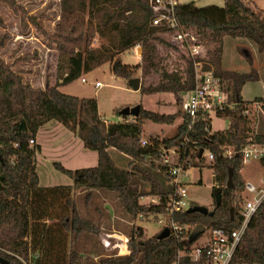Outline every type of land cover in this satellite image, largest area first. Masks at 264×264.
<instances>
[{"label":"trees","instance_id":"16d2710c","mask_svg":"<svg viewBox=\"0 0 264 264\" xmlns=\"http://www.w3.org/2000/svg\"><path fill=\"white\" fill-rule=\"evenodd\" d=\"M252 4L253 0H248V4L242 0H223L222 7L177 4L173 15L180 31L188 38L193 37L201 51L204 49V54L201 52L193 59L185 51L184 43L169 44L178 35L175 30L164 24H152L155 17L148 0H59V19L52 39L57 54L55 84L44 90L33 89L0 60V260L6 264H207L204 254L193 261L179 253L188 254L200 238L202 233L192 234L198 225L205 230L226 232L240 227L243 219L239 202L243 200L245 182L240 174L244 165L239 152L249 141L264 145V133H254L251 128V103L241 96L247 83L260 79L252 68L250 52L238 49L250 67L248 73L226 71L221 64L226 37L254 43L264 64V12L251 7ZM136 46L141 48L139 65L122 64L120 55ZM158 46L180 48L186 53L181 56L184 78L178 72L165 71ZM106 63L115 77L126 80L139 70L142 79L139 91L144 95L187 94L194 87L193 64L201 63L204 71L212 70L225 92L226 105L215 112V117L226 120L227 128L211 132V120L200 116L189 129V121L184 117L171 137L143 140L144 121L172 125L174 116L139 106L138 116L131 121L122 117L119 122L106 123L98 114L95 99L59 92L60 87ZM156 74L160 75L159 81L144 86L143 82ZM252 102L260 103L264 112L262 99L255 98ZM53 120L80 139L84 149L97 153L95 167L69 170L53 164L73 181L72 186L44 188L38 183L35 156L40 147L35 140L38 130ZM108 149L129 159L127 169L115 165ZM228 149L232 152L229 158L225 154ZM200 150L213 157L209 162L215 183L214 205L209 211L212 215L184 211L167 216L186 227L177 239L143 238L135 225L129 227L123 233L128 239L126 255L117 256V252L106 248L101 249L107 255L95 256L92 250H75L83 235L98 236L104 217L99 212L97 224L83 219L75 196L87 192L88 202L90 191L113 194L132 222L149 215H165L168 200L177 187L172 184L171 169L179 166L186 171L200 167L204 162ZM170 151L177 154L176 167L164 160ZM143 185L148 186L146 192ZM216 193L220 195L218 206ZM144 197L154 198L157 203L143 204ZM94 257L98 260L94 261ZM230 264H264V200L248 220Z\"/></svg>","mask_w":264,"mask_h":264},{"label":"rangeland","instance_id":"374dc122","mask_svg":"<svg viewBox=\"0 0 264 264\" xmlns=\"http://www.w3.org/2000/svg\"><path fill=\"white\" fill-rule=\"evenodd\" d=\"M206 2L213 3L215 0H206L200 3H197L196 0L195 3L201 5ZM242 2L247 4L248 0H242ZM251 7H256L264 12V0H253ZM58 19L59 0H0V60L12 71L19 74L23 81L33 89L44 90L46 87H52L55 84L57 54L52 39ZM169 42L172 46L181 44L180 40L175 39ZM93 46H98L97 40L93 42ZM158 48L165 71L168 73L178 72L184 78L185 64L181 56H185L186 53L180 48H176V50L163 48V46H158ZM133 49L120 55L119 59L122 64L129 67L139 65L141 48L138 57ZM237 49H245L250 52L253 62L252 68L257 71L260 77L257 82L247 83L242 89L241 96L245 101L251 99L249 116L250 118L253 115L255 117L252 124L254 132L264 133V112L259 108L260 103L252 102L255 98L264 101L262 56L257 52L254 43L246 39L226 37L223 40V70L238 73L250 71L249 65ZM201 52L204 54V49L202 51L199 49V53ZM135 78L140 79L141 88L142 79L139 70L134 73L131 79ZM159 79L160 75L156 74L143 84L144 86L155 84ZM95 83L100 84L98 89H95ZM128 83L129 80L115 77L110 72V65L106 63L91 73L82 75L73 83L60 87L59 92L77 98L95 99L98 114L107 123L121 121L122 117L119 113L123 109H131L136 106H141L144 110L158 114L172 115L174 116L172 125H156L144 121L142 127L143 140L171 137L184 118L183 105L187 100V94L156 93L144 95L140 91H133ZM224 93L223 95H225ZM126 118L129 121L133 119L131 116ZM210 119L211 132L223 130L228 126L226 120L216 118L214 114L210 115ZM36 137L39 140L40 151L35 156V172L40 187L73 185V181L69 177L55 169L54 163H58L69 170L90 168L97 165V153L84 149L80 139L55 120L41 127ZM109 154L119 169H127L128 159L121 158L112 149H110ZM167 156V162L176 167L178 165L177 154L170 151ZM203 156L204 162L200 167L189 168L178 174V182L186 190V201L189 205L205 207L211 211L214 205L212 193L215 183L212 171L209 169V161L206 159L207 154L204 153ZM242 176L246 181L255 184V181L264 179V166L260 164L258 159L253 158L244 166ZM142 188L145 192L148 190L146 185H143ZM86 193L75 196L74 202L80 216L94 224L99 222V212L104 215L100 221L101 232L99 234L116 232L126 237L123 233L126 232L127 228L135 225L136 229L142 231L143 238H151L157 236L163 229L161 216H157L156 220L153 215H149L143 219L137 218L135 222H132L123 214L115 195L101 191H90L92 195L87 202ZM242 197L243 200L239 202L241 207L244 200L251 199V195L242 193ZM150 199L152 198L144 197L141 202L147 204ZM98 239V236L93 238L89 235H83L78 240L75 250L79 249L82 252L85 249L92 250V256L96 254L107 255L108 253L102 251L101 248L103 247L100 239ZM203 239L204 236L199 239L198 243L202 242ZM113 251L117 252V256L128 254L124 247L119 252L117 250L110 252ZM97 260L98 258L94 257V261Z\"/></svg>","mask_w":264,"mask_h":264},{"label":"built area","instance_id":"2783aa9c","mask_svg":"<svg viewBox=\"0 0 264 264\" xmlns=\"http://www.w3.org/2000/svg\"><path fill=\"white\" fill-rule=\"evenodd\" d=\"M148 3L155 17L152 24L155 26L164 24L172 30H175L178 35L174 39L180 40L181 44L184 43L187 54L193 59L199 57V49L201 51L200 46L195 43L193 37L188 38L187 34L180 31L181 29L174 19L173 9L177 5V0H148ZM162 11L165 12L164 16L159 14V12ZM201 65V63L193 64L194 87L187 93V100L183 105V114L189 121V129L197 122L200 116H206L211 120L210 115H215L217 110L222 109L224 105H226L219 79L214 76L212 70L204 71ZM94 87L95 89H98L100 84L95 83ZM29 143L32 144L33 141H30ZM206 154L207 161L211 162L213 160L212 155L207 152ZM225 154L229 158L231 157L232 152L228 149L225 150ZM239 154L243 165L249 163L253 158L258 159L259 161H264V145L253 144L249 141V143L241 149ZM167 155L168 153L164 155L165 161H168ZM181 171L182 169L179 166L171 169V175L173 176L172 184L177 185V187L175 193L170 196L166 205V216L160 214L153 215L155 218L161 216L163 221L161 224L163 228L169 230L168 237L173 236L176 239L186 230V227L179 226L174 221L168 220L167 216L184 212L190 207L186 201V190L178 182V174ZM243 193L251 195V199L244 200L242 204L241 216L243 221L238 229L231 232H226L220 229H204L200 236V238L204 236L203 241L198 243L199 238L197 242L190 247L188 254L179 253V256L187 255L193 261H197L201 255L204 254L207 264H230L248 220L264 200V180L260 187H257L252 183H245ZM149 202L153 204L157 203L153 198L150 199ZM123 242L124 248L127 250L128 239L124 236ZM101 246L106 248L103 242H101ZM117 251L119 252L120 249H117Z\"/></svg>","mask_w":264,"mask_h":264},{"label":"water","instance_id":"95a60500","mask_svg":"<svg viewBox=\"0 0 264 264\" xmlns=\"http://www.w3.org/2000/svg\"><path fill=\"white\" fill-rule=\"evenodd\" d=\"M159 14H161L162 16L165 15V12H159ZM129 87L133 90V91H139L140 90V79L138 78H135V79H131L129 80V83H128ZM139 106H136L134 108H126V109H123L119 115L121 117H128V116H131L133 118H136L139 114ZM203 151L200 150L199 151V154L202 155ZM0 162L1 161V157H0ZM228 186L231 187L232 184H231V178H230V175H229V178H228ZM219 187V186H218ZM220 203V195L219 193H216L215 195V205L218 206ZM187 213H198V214H201L203 216L205 215H212V212H209L207 208L205 207H201V206H193V207H189L187 210H186ZM232 218V217H231ZM204 230V227L202 225H198L196 226L193 231H192V234L196 235V234H200L202 233ZM169 236V230L167 228H163L159 234L157 235V240H164L166 238H168ZM98 238L100 239L101 242H103L106 246V249L109 250V251H112V250H117V249H121L124 247V242H123V236L119 235V234H98ZM0 263L1 264H6L5 261L3 260H0Z\"/></svg>","mask_w":264,"mask_h":264},{"label":"crops","instance_id":"0c3cea01","mask_svg":"<svg viewBox=\"0 0 264 264\" xmlns=\"http://www.w3.org/2000/svg\"><path fill=\"white\" fill-rule=\"evenodd\" d=\"M206 0H197V3H200V2H205ZM196 2V0H177V4H187V3H193L196 7H205V6H210V5H216V6H218V7H222L223 6V0H215V2H213V3H211V2H206V3H202L201 5L200 4H196L195 3ZM248 4V3H247ZM133 50H135V53H136V56L138 57V55L140 54V47L138 46V47H135ZM237 51H238V49H237ZM239 52V51H238ZM221 64H222V67H223V53H222V59H221ZM241 95H242V92H241ZM242 99L245 101V99L243 98V96H242ZM250 100L251 99H249V100H246L245 102H250ZM251 103V102H250ZM250 107V106H249ZM250 109V108H249ZM250 112H251V109H250ZM119 120H117L116 122H118ZM254 121H255V117H254V115L252 116V124L254 123ZM51 122V121H50ZM50 122H48L47 124H49ZM104 122H106L105 120H104ZM107 123V122H106ZM113 123V122H112ZM47 124H45L44 126H46ZM43 127V126H42ZM251 128H252V130H253V132H254V129H253V127L251 126ZM226 129V128H225ZM224 130V129H223ZM218 131H221V130H218ZM254 133H256V132H254ZM75 136V135H74ZM36 144L38 145V139H37V137H36ZM109 151H110V149H108L107 150V152H108V154H109ZM114 151V150H113ZM206 153V152H205ZM110 155V154H109ZM119 155V154H118ZM120 156V155H119ZM121 158H123V159H128V158H126V157H123V156H120ZM129 160V159H128ZM260 162V164L262 165V166H264V161H259ZM245 166V165H244ZM243 170V169H242ZM242 170H241V172H240V174H241V177H242V179H243V181L245 182V183H251V182H248V181H246L244 178H243V176H242ZM264 179H262L261 181H255L254 179H253V181H255V184H253V185H255V186H257V187H260L261 186V183H262V181H263ZM247 199H249V198H247ZM112 234H119V233H116V232H112ZM119 235H121V236H123L122 234H119ZM99 240V239H98ZM96 241V240H95ZM99 242V241H98ZM96 243H97V241H96Z\"/></svg>","mask_w":264,"mask_h":264}]
</instances>
